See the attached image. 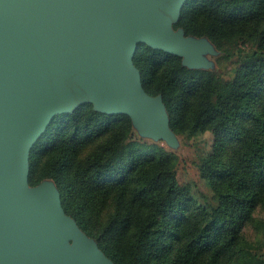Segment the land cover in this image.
<instances>
[{
    "label": "trees",
    "instance_id": "16d2710c",
    "mask_svg": "<svg viewBox=\"0 0 264 264\" xmlns=\"http://www.w3.org/2000/svg\"><path fill=\"white\" fill-rule=\"evenodd\" d=\"M173 28L237 57L228 80L144 44L133 57L174 133L211 131L200 176L212 202L178 183L175 154L91 104L52 118L29 151L28 184L50 176L64 213L114 264H264L243 234L264 203V0H186Z\"/></svg>",
    "mask_w": 264,
    "mask_h": 264
},
{
    "label": "water",
    "instance_id": "95a60500",
    "mask_svg": "<svg viewBox=\"0 0 264 264\" xmlns=\"http://www.w3.org/2000/svg\"><path fill=\"white\" fill-rule=\"evenodd\" d=\"M186 0H0V264H114L67 216L54 183L28 185L29 151L83 104L171 141L161 96L133 64L140 44L201 68L202 40L174 29Z\"/></svg>",
    "mask_w": 264,
    "mask_h": 264
},
{
    "label": "rangeland",
    "instance_id": "374dc122",
    "mask_svg": "<svg viewBox=\"0 0 264 264\" xmlns=\"http://www.w3.org/2000/svg\"><path fill=\"white\" fill-rule=\"evenodd\" d=\"M192 39L202 40L208 46V49L200 56L202 63L199 66L201 68L214 72L223 79L228 80L233 77L237 66L236 56L226 59L223 53L217 50L211 41L205 37ZM234 50L238 53H252L253 51L248 47H238V49ZM131 127L136 139L147 144L157 145L167 152L175 154L178 159L176 167V178L178 183L188 186L195 198L201 201L206 200L212 202L211 189L206 180L200 176L203 160L212 152L213 135L210 130H206L200 134H177L171 130L172 139L171 141H166L162 138H155L142 133L136 125L131 124ZM40 183L53 184L54 182L52 178L47 175L39 184ZM243 234L245 239L252 245L255 252L264 256V203L256 207L253 220L245 225Z\"/></svg>",
    "mask_w": 264,
    "mask_h": 264
}]
</instances>
